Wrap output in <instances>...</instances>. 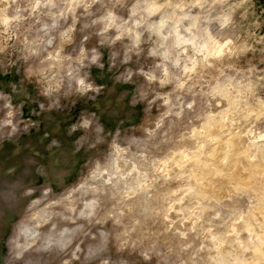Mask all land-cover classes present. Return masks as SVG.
Returning a JSON list of instances; mask_svg holds the SVG:
<instances>
[{"label":"clouds","instance_id":"9594fccd","mask_svg":"<svg viewBox=\"0 0 264 264\" xmlns=\"http://www.w3.org/2000/svg\"><path fill=\"white\" fill-rule=\"evenodd\" d=\"M0 264H264V0H0Z\"/></svg>","mask_w":264,"mask_h":264}]
</instances>
